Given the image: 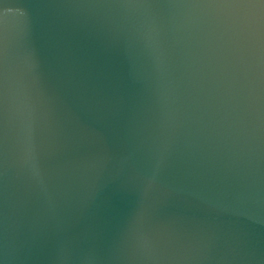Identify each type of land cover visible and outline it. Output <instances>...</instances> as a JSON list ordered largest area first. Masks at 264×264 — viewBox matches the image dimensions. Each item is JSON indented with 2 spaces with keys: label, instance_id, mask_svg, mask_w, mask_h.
Returning <instances> with one entry per match:
<instances>
[{
  "label": "water",
  "instance_id": "1",
  "mask_svg": "<svg viewBox=\"0 0 264 264\" xmlns=\"http://www.w3.org/2000/svg\"><path fill=\"white\" fill-rule=\"evenodd\" d=\"M0 264H264V0H0Z\"/></svg>",
  "mask_w": 264,
  "mask_h": 264
}]
</instances>
